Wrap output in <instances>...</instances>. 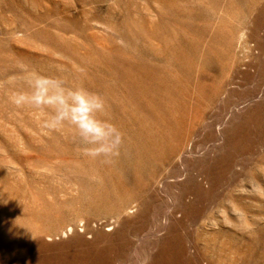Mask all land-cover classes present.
<instances>
[{
	"label": "rangeland",
	"instance_id": "obj_1",
	"mask_svg": "<svg viewBox=\"0 0 264 264\" xmlns=\"http://www.w3.org/2000/svg\"><path fill=\"white\" fill-rule=\"evenodd\" d=\"M0 264H264V0H0Z\"/></svg>",
	"mask_w": 264,
	"mask_h": 264
}]
</instances>
